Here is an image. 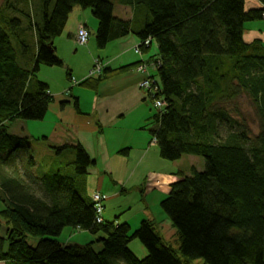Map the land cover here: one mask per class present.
<instances>
[{
	"label": "trees",
	"instance_id": "obj_1",
	"mask_svg": "<svg viewBox=\"0 0 264 264\" xmlns=\"http://www.w3.org/2000/svg\"><path fill=\"white\" fill-rule=\"evenodd\" d=\"M259 2L260 8L246 11L245 0H117L131 10L130 20H123L108 0H17L22 9L3 0L0 174L9 169L14 178L0 177V264H264V44L243 38L246 23L264 19V0ZM74 8L89 10L97 21L99 50L129 35L139 40L142 54L150 49L145 42L156 44L149 60L157 65L155 98L165 105L151 117L152 140L166 162L204 161L203 172L193 168L160 204L177 248L153 222L134 231L127 224L95 222L81 180L94 163L80 145L50 147L60 159L73 155L72 174L58 170L32 178L31 139L7 132L13 122L45 118L52 97L37 74L41 67L63 68L54 41ZM139 64L105 69L79 86L96 91ZM66 77L72 80L69 72ZM19 166L24 179L15 172ZM67 228L95 240L62 244L58 238ZM27 236L39 238L35 247ZM133 240L144 249L143 259L130 250Z\"/></svg>",
	"mask_w": 264,
	"mask_h": 264
},
{
	"label": "crops",
	"instance_id": "obj_2",
	"mask_svg": "<svg viewBox=\"0 0 264 264\" xmlns=\"http://www.w3.org/2000/svg\"><path fill=\"white\" fill-rule=\"evenodd\" d=\"M118 6V16L116 17L123 20H130L131 10L127 7L120 5ZM244 6H246V3ZM73 15L74 20L72 23L74 24V28H71L69 27V24L71 22L70 18H72ZM79 26L86 27L90 35L92 34V36L95 37L97 21L92 18L91 14L86 13V11L74 8L68 18L62 35L57 38V41H54L56 55L61 61L62 57L60 56V51L58 49L59 45H61L63 41L68 43L69 41L72 42L75 35L77 34ZM70 28L73 31H71ZM248 32L249 35H251L252 31L249 30ZM245 35L246 30L244 29V40L246 37ZM260 40L263 41L262 39ZM115 43L113 45L111 44L115 50V53L111 55V57L109 56L108 59L110 60L106 63L99 60L104 66V70H118L124 67L135 65L142 60H146L143 58H138L132 51V49L139 44V40L136 38V36L129 35L126 38L115 41ZM89 45H91L90 41H88L87 46ZM66 72H69L72 79L71 72ZM83 77H85V75ZM141 80V76L132 69L129 72H125L102 82L98 86L92 99L90 106L91 110L89 109V111L86 112L80 107L82 98L79 93L74 94L73 91L68 90L66 92H56L53 94L55 96H52V90L49 88L50 81L49 79L45 78L44 81L42 80V82L48 85V92L52 97L53 102L52 106H50V109L53 112L61 111L60 126H67V129L65 130L70 131L62 132L61 137H43V139H45V141H51V147H60L63 145H80L88 154L91 161H93L94 164L89 167L87 176L81 180L85 188V197L89 199V197L86 196L88 185L87 179L93 175L97 177L96 186L94 188L95 192L90 197V200L92 201V198L95 194H99L103 198V210L104 213L106 211L108 217H102L101 215L102 223H116L114 220L109 221V217L120 216L117 224H127L130 229L134 231L138 228L141 222L148 221L156 224L158 226V230L160 229L162 232L168 231L172 233L171 236L173 237L175 231H173L174 229L171 225H167V220L169 219L164 213H159V211L157 213L156 211L161 209L160 204L170 194L172 185L178 183L183 178V176H189L193 168L198 172L201 171L199 170L200 168H196L194 164L187 165V162L196 160L194 159L196 157H184L178 162L169 163L160 158L159 151H157V145L153 144L152 138L149 140L146 135H144V141L141 144L135 145L133 148V146L127 142L126 139L121 137H119L117 140L114 138L112 141L113 143L109 145L110 143L108 142L107 145L106 139H108V135L105 136L104 133L105 129L116 124V122L119 120V117H124V106H126L127 102L136 101L138 99L144 101L145 96L141 95V91L138 87ZM83 81L84 80L81 82ZM128 92H130L129 95ZM55 97H58V100L60 101V107H58V104L55 103ZM64 97H67V100L69 98H73L74 102L76 101L77 108L75 111L68 108L70 105H66L64 101H61ZM112 101H117L118 103L122 104L121 112L120 110L118 112L122 113L121 116H119V114L116 115V112H110L113 109L107 110V108L112 107L110 104ZM61 103H63V105H61ZM103 114H107L108 116L110 115V119L105 122V124H103ZM26 127L27 126L25 125V129ZM64 128L65 127H63V130ZM151 130H153V128ZM125 150H127V152L122 153V151ZM67 157L69 159L68 163L71 165L74 160L73 155H68ZM112 160H114L113 165L111 164ZM99 165H101L105 171L104 173L108 174L113 185V190L104 189V182L102 179L105 176L101 177L100 173L103 171L98 169ZM16 170L17 168L15 169V172L18 174V177L23 178V176L20 174L21 169L18 168V171ZM7 171L9 172V175H7L5 171V174H2V178H14V172L9 169ZM29 174L32 178H37L46 173L36 174L33 170H31ZM149 179L151 180L150 188L147 187ZM130 193L135 194V196L137 195V199L134 202V208L131 202L135 196L131 197L130 199H125V197H127ZM122 196L124 197L122 198ZM161 214L164 217H162ZM131 244L134 243L129 244L130 250ZM134 246L138 247L135 244ZM138 251L142 256L145 254L144 249H140V247H138ZM132 253L134 254L133 251Z\"/></svg>",
	"mask_w": 264,
	"mask_h": 264
},
{
	"label": "rangeland",
	"instance_id": "obj_3",
	"mask_svg": "<svg viewBox=\"0 0 264 264\" xmlns=\"http://www.w3.org/2000/svg\"><path fill=\"white\" fill-rule=\"evenodd\" d=\"M16 1L17 0H11L12 5H15L17 9L24 8L23 5L15 4ZM35 1L38 2V0H35ZM108 1L114 5L115 16H118L117 9L119 6L117 4V0H108ZM2 2L3 0H0V5ZM245 3H246V6H245L246 11L252 8L261 7L259 0H245ZM83 11H86V13L91 14L89 10H83ZM73 20H74V15L72 16V18H70L71 22L69 24V27L71 28H74V24L72 23ZM79 27H82V26H79ZM71 28L70 30L73 31ZM244 29L246 30V35H245L246 42H252L255 39H259V40L262 39L263 40L262 42L264 44V19L260 21L246 23L244 25ZM249 30L252 31L251 35H249V32H248ZM55 41H57V39ZM89 41L91 44L89 46H83V47L76 46L75 37H74L72 42L69 41L68 43V42L63 41L61 45L58 44L60 56L62 57V61L64 64L63 68L41 67L40 71L37 74V80L39 81H42V80L44 81L45 78L49 79L50 81L49 88H51L52 90V94H51L52 96H55L53 94H55L56 92H61V91L66 92L68 90L73 91L74 94L79 93L82 98L80 107L82 110H85L86 112H88L90 109L91 102H92V99L96 91L80 87L78 82H81L82 80H86L88 78L97 79L100 76V73L96 72L97 67H100L98 65L101 64L99 60L106 63L107 61L110 60L108 59L109 56L111 57V55L115 53V50L112 46L115 42L107 45L105 49L99 50L96 46L95 37L92 36V34L89 37ZM136 47L132 49L133 53ZM156 50H157L156 44L153 42L147 54H142V56L141 55L139 56V54L138 55L135 54V55L138 58L140 59L143 58V59H146L147 61V58L155 55ZM133 70L136 72L137 69L133 68ZM66 71L71 72V75H72L71 81L67 80ZM92 72H93V75H90V73ZM155 72H157V70ZM84 75L85 77H83ZM139 75L141 76L142 80L139 83L138 87L141 91V95L145 96L144 101H141L138 99L136 101H130L126 103V106H124L125 108L124 117L123 118L119 117L118 118L119 120L116 122L114 126H111L104 130L105 136L108 135V139H106L107 145H108V142L110 143L109 145H111L113 143L112 141L114 138L117 140L119 137H121V138L126 139L127 142H129L134 148L135 145L141 144L144 141V135H146V137H148L149 140L152 138L150 134V131L153 128L151 117L158 112V109L155 107L154 103L152 102V98L148 96L147 91L141 88L142 83L147 79V75L145 73H140ZM155 80L157 81L156 78ZM129 94L130 92H128V95ZM61 101L62 102L64 101L66 105H70L68 108L73 109L75 111V103H74L73 98H69L67 100V97H64L62 98ZM55 103H57L58 107H60L59 106L60 101L58 100V97H55ZM52 104L53 102L49 105L48 107L49 110L47 111L46 116L42 121H37V122L16 121L9 125L7 132L8 134L14 135V136L28 137V138L30 137L31 139L30 140V147H31L30 154L34 161V167L32 170L36 174L53 173L61 169L64 170L65 173L72 174L74 169L72 168L71 165H69L68 157L65 156L61 159L60 157L59 158L56 157V154L52 150H50V147L52 146L51 141H45V139H43V137H47V138L54 137V136L61 137L62 136L61 133L66 131L65 129H67L66 128L67 126L63 125V127H65L64 130H63V127L60 126L61 125V111L60 112L51 111L50 106H52ZM110 104L112 107L107 108V110L113 109L110 112H114V113L116 112V115L119 114V116H121L122 113H118V112L119 110L121 112L122 104L118 103L117 101H112L110 102ZM61 105H63V103H61ZM244 109H245V112H247V115H248L247 121H248V124H251L252 133L253 135H256L258 129H257V125L255 124L256 120H255L254 112L252 108L249 107V105H247V103L244 105ZM103 118H104L103 124H105V122H107L110 119V115L108 116L107 114L105 115L103 114ZM25 125L27 126L26 127L27 130L25 129ZM69 131L70 130H67L66 132H69ZM153 141L154 143H156L155 140H152V142ZM194 159L196 160L194 161L191 160V162L190 161L187 162V165L194 164L196 168H200L199 169L201 170L200 172H203L204 171L203 159L199 157H196ZM113 163H114V160L111 161L112 165ZM19 168L21 169V166H19ZM98 169L103 171L100 173L101 177L105 176L102 179V181L104 182V189L106 190L112 189L113 185L109 179L108 174L104 173L105 171L103 170L101 165H99ZM5 171H6V174L9 175V172L6 169L5 170L3 169L2 174L3 173L5 174ZM22 173L23 171L20 170L21 176H23ZM94 176L95 175L87 179L88 185H87L86 196H88L89 199L95 192L94 188L96 186L97 177L96 176L94 177ZM0 177H3V176L0 174ZM149 182L151 185L150 179L148 183ZM134 196L135 194L130 193L127 197H125V199L126 198L130 199L131 197H134ZM123 197L124 196H122V198ZM136 199H137V195L134 197V199H132V202H131L133 208L135 207L134 202ZM3 209H4V205L0 201V212ZM158 211L159 213H163L161 209L157 210L156 212L158 213ZM106 216L108 217V214L106 213V211L104 213V210H103L102 217H106ZM162 217L164 216L162 215ZM109 218H110L109 221L114 220L116 221L115 224H117V221L119 220L120 216L119 217H109ZM167 225H171L169 220H167ZM159 234L172 247L177 248L175 232L172 237L171 236L172 233L168 231L162 232L159 229ZM94 240L95 238L89 235L88 233L72 230L70 228L65 229L62 235L58 238V241L62 244H72V245H79V246H84L90 242H93ZM38 241H39V238H35L31 236H27L26 238L27 244L31 247H35ZM131 243H134L135 245L140 247V249H143L139 241L133 240ZM134 244H131V250L134 252V255L138 259H143L146 253L143 256L140 255L138 251V247L134 246ZM191 264H203V262L200 260H197V261H193Z\"/></svg>",
	"mask_w": 264,
	"mask_h": 264
},
{
	"label": "built area",
	"instance_id": "obj_4",
	"mask_svg": "<svg viewBox=\"0 0 264 264\" xmlns=\"http://www.w3.org/2000/svg\"><path fill=\"white\" fill-rule=\"evenodd\" d=\"M88 37H89V35H88V32L86 31V29L83 27H79L77 35L75 36V45L76 46H84L88 41ZM148 44H149V41L145 42L146 46ZM135 53L139 54V50L136 49ZM148 68L152 72H155L157 70V65L154 63H151L148 65ZM138 71L141 73H145L147 75V73H146L147 68L144 66H141L138 69ZM93 72H95V71H93ZM93 72L90 74H93ZM96 72L99 73V67H97ZM153 85H154V83L149 80L148 75H147V79L142 83L141 88L144 90L150 91V94L152 95V97H154L157 90L153 88ZM163 106H164L163 103L160 101L155 103V107L157 109H161V108H163ZM147 187L150 188V182L147 184ZM92 202H93L94 212L96 214L95 222L97 224H101L102 223L101 215L103 212V205H102L103 198L99 194H95L92 198Z\"/></svg>",
	"mask_w": 264,
	"mask_h": 264
},
{
	"label": "bare ground",
	"instance_id": "obj_5",
	"mask_svg": "<svg viewBox=\"0 0 264 264\" xmlns=\"http://www.w3.org/2000/svg\"><path fill=\"white\" fill-rule=\"evenodd\" d=\"M82 27L86 29V31L88 32V35H89V37H90V33H89L88 29H87L86 27H84V26H82ZM77 32H78V31H77ZM89 37H88V41H89ZM88 41H87V43H86L84 46H87ZM139 44H140V43H139ZM139 44L137 45V47H136L134 50L138 49V50H139V56H140V55L142 56L141 50L139 49ZM144 45H145V44H144ZM151 45H152V43L149 42L148 46H150V48H151ZM145 46H146V45H145ZM82 47H83V46H82ZM134 54H136L135 51H134ZM136 55H138V54H136ZM153 62H155V61H154V60H149V59H147V61H146V60H142L141 62H139L140 64L136 67V69H137L136 72L140 74L141 72H139L138 69H139L141 66L146 67V68H147L146 73H147V75H148V78H149L150 81H152V82L154 83L153 88L157 90V91H156V93H157V92L159 91V85H158V82L155 80V78H156V76H157V72H152V71L148 68V65L151 64V63H153ZM98 66H100V67H99V73L101 74L102 71L104 70V66H103L102 64H100V65H98ZM90 75H93V74H90ZM156 79H157V78H156ZM146 91H147L148 96H150V97L152 98V102H153L154 105H155V103L158 102L159 100L156 99L155 96L152 97V95L150 94V91H148V90H146ZM160 102H161V101H160ZM162 103H163V102H162ZM163 105H165V104L163 103ZM163 107H164V106H163ZM161 109H163V108H161ZM161 109H158V110H161ZM153 144L157 145L156 143H154V141H153Z\"/></svg>",
	"mask_w": 264,
	"mask_h": 264
}]
</instances>
